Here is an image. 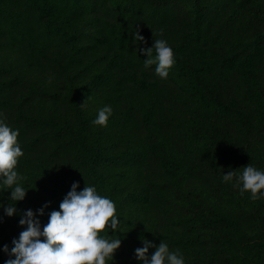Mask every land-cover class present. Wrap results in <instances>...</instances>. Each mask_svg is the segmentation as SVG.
Instances as JSON below:
<instances>
[{
  "label": "trees",
  "instance_id": "16d2710c",
  "mask_svg": "<svg viewBox=\"0 0 264 264\" xmlns=\"http://www.w3.org/2000/svg\"><path fill=\"white\" fill-rule=\"evenodd\" d=\"M154 39L174 52L166 80L144 67ZM0 120L27 190L9 217L0 184V264L21 214L43 226L74 183L116 205L106 264H143L141 237L185 264H264V198L223 181L264 171V0H0Z\"/></svg>",
  "mask_w": 264,
  "mask_h": 264
},
{
  "label": "clouds",
  "instance_id": "9594fccd",
  "mask_svg": "<svg viewBox=\"0 0 264 264\" xmlns=\"http://www.w3.org/2000/svg\"><path fill=\"white\" fill-rule=\"evenodd\" d=\"M135 41H145L139 34L134 33ZM155 37V33L153 32ZM160 35H163L161 30ZM149 59L144 61L148 68L156 64L155 74L162 80L169 76V70L175 65L172 48L166 40L154 39L153 47L140 49ZM153 50L156 56L153 59ZM111 106L98 110L94 125L107 127ZM19 131L10 128L4 120H0V184L5 190H11L9 206L5 208L7 216L16 214L15 203L23 201L27 190L21 186L24 177L16 171L19 158L24 155L18 143ZM235 179L240 195L250 192V199L256 201L264 198V171L257 170L252 164L224 174V182ZM79 185L74 183L59 205V210L49 213L48 222L41 225L37 214L31 209L21 214L20 225L25 228L18 239L13 240L14 247L4 246V251L10 257L5 264H106L114 260L115 254L121 247L120 238H110L108 229L116 232L121 221L116 214L115 203L99 195L97 189L86 184L82 191H77ZM3 207V205H2ZM47 207V205H45ZM44 215V209L38 210ZM102 233L104 235H102ZM143 247L135 250V256L143 264H185L183 255L177 249L170 251L165 242L159 246L141 237ZM155 247V252L149 257V248Z\"/></svg>",
  "mask_w": 264,
  "mask_h": 264
}]
</instances>
